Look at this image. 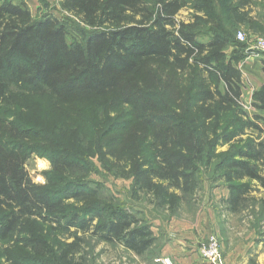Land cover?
Here are the masks:
<instances>
[{"label":"trees","instance_id":"trees-1","mask_svg":"<svg viewBox=\"0 0 264 264\" xmlns=\"http://www.w3.org/2000/svg\"><path fill=\"white\" fill-rule=\"evenodd\" d=\"M218 1L61 0V9L88 29L82 45H69L55 18L33 20L26 4L0 0V115L20 95L47 96L63 124L54 135L47 126L0 121V242L22 241L35 254L6 252L9 264H85L86 234L137 257L154 246L151 226L129 207L106 216L89 207L63 217L67 196L95 195L76 181L87 172L80 145L89 131L121 133L110 142L130 150L122 155L127 163L137 158L135 185L161 209L197 195V166L220 142L231 145L219 166L229 213L246 208L256 185L264 189V84L251 96L263 115L249 116L238 67L244 45L222 23ZM251 6V0H227L232 23L252 27ZM187 7L194 21H178ZM203 26L207 39L200 41ZM66 135L77 140L70 149L57 143ZM33 154L51 163L53 189L31 182L25 164ZM44 226L68 234L73 228L72 242L49 244L40 233Z\"/></svg>","mask_w":264,"mask_h":264},{"label":"rangeland","instance_id":"rangeland-1","mask_svg":"<svg viewBox=\"0 0 264 264\" xmlns=\"http://www.w3.org/2000/svg\"><path fill=\"white\" fill-rule=\"evenodd\" d=\"M9 1L13 4H26L33 20H41L45 17H53L58 20L66 28L69 45L84 43L83 31L87 32L88 29L74 16L61 9V0ZM251 1L254 6L250 7V17L255 22L252 27L232 23L229 9H227V0H219L215 4L217 14L224 26L231 29L237 42L244 45V49L241 51L244 54V59L239 67L245 73L247 62L254 63V72L251 75L245 73L243 77L242 72V102L249 116L263 115L262 112L251 106V96L256 89L264 84L263 82L256 88L264 78V53L254 46L256 39L264 38V0ZM192 15H194L192 9L183 8L179 11L177 19L185 23L193 22ZM203 27L204 30L199 32L198 39L200 41L207 39V27ZM238 33L243 35V40L237 38ZM56 109L54 101L47 96L22 97L20 95V100L10 106L8 114L0 115V121L16 118L24 125L47 126L51 130L50 133L57 135L63 124L57 116ZM178 111L177 108L172 109L175 114ZM62 131H69L68 133L72 134L68 126H64ZM107 132L89 131V138H84L85 142L80 145L87 172L82 173L81 178L76 181L85 182L84 184L94 190L95 195H84L77 199L67 196L65 199L67 207L62 213L63 217H67L69 220L80 209L89 207L103 209L105 216L113 208L129 207L134 209L139 217L151 226L156 241L147 254L137 257L117 245L88 239L86 234L85 244H83L86 253L85 264H157L161 258L162 249L176 235L168 226L176 225V223L192 227L194 239H198L200 243L199 252L202 245L208 244V238L214 236L218 240L221 257H223L222 253L232 255L231 252H234V249L246 248L244 250L249 264H264L261 259L259 260V257L264 253V245L260 242V239H264V215L259 216V206L264 202V189L256 185L251 193L252 200L237 215L229 213L225 205L228 190L225 181L221 178L222 170L219 166L222 159L231 152V145L221 144V142L213 145V151L209 154L210 160L205 158L198 164L199 191L193 199L184 201L177 198V200L169 201L166 207L161 209L153 194L148 195L135 185L134 170L138 165L137 158L135 161L127 163L122 155L125 153V157H127L130 155V150L110 142L113 137H117L121 133L118 131L104 137ZM59 142L62 145H60L61 148L70 149L76 145L77 140L66 135L57 140V143ZM138 145L139 143L135 147ZM138 152L136 155L140 156ZM25 168L35 186L54 188L48 184L51 163L47 159L33 154L27 160ZM73 232L74 229H70V233ZM40 233L42 238L51 245L56 241L71 243L73 239L69 235L70 233L54 229L52 226H44ZM77 236L83 237L80 232ZM23 246L22 241L15 239L0 242V264H9L6 260V252L15 256L35 255L31 249Z\"/></svg>","mask_w":264,"mask_h":264},{"label":"crops","instance_id":"crops-1","mask_svg":"<svg viewBox=\"0 0 264 264\" xmlns=\"http://www.w3.org/2000/svg\"><path fill=\"white\" fill-rule=\"evenodd\" d=\"M247 63L248 64L245 73L247 75H251L254 72L253 69L254 63H250V62ZM239 69L241 73L243 72V77H244L245 75L244 71L240 67ZM263 82H264V78L263 81L259 82L256 88L261 86ZM172 226L170 225L168 227H170L176 233L175 238L164 246V248L161 251V258L157 262V264H163L162 261L165 258L170 259L174 264H207V262L201 257V254L199 252L200 243L198 239H194L192 227L187 226L183 223H176V225H172ZM244 249L246 248L234 249V252H231L233 253L232 255H227V254L225 255L222 253L223 257H221L222 260L221 263L249 264ZM134 258L137 259L136 257ZM260 259L264 263V253L261 255V257H259V260Z\"/></svg>","mask_w":264,"mask_h":264},{"label":"built area","instance_id":"built-area-1","mask_svg":"<svg viewBox=\"0 0 264 264\" xmlns=\"http://www.w3.org/2000/svg\"><path fill=\"white\" fill-rule=\"evenodd\" d=\"M239 40H243L244 37L241 33L237 35ZM254 46L262 53H264V38L256 39ZM201 257L207 262V264H222L219 251V243L216 237L211 236L208 238V244L202 245L200 249ZM163 264H174L170 259L165 258L162 261Z\"/></svg>","mask_w":264,"mask_h":264}]
</instances>
